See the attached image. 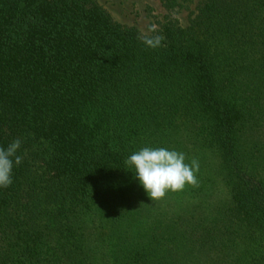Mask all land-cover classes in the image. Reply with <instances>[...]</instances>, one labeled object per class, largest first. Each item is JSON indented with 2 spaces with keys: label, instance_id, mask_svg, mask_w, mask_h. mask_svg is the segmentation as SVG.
<instances>
[{
  "label": "trees",
  "instance_id": "obj_1",
  "mask_svg": "<svg viewBox=\"0 0 264 264\" xmlns=\"http://www.w3.org/2000/svg\"><path fill=\"white\" fill-rule=\"evenodd\" d=\"M138 34L96 0H0V147L23 157L0 264H264V0H201L157 49ZM145 146L199 161L178 195L213 154L227 201H152L125 164Z\"/></svg>",
  "mask_w": 264,
  "mask_h": 264
},
{
  "label": "rangeland",
  "instance_id": "obj_2",
  "mask_svg": "<svg viewBox=\"0 0 264 264\" xmlns=\"http://www.w3.org/2000/svg\"><path fill=\"white\" fill-rule=\"evenodd\" d=\"M121 24L133 27L138 33L148 25H158L160 35L165 26L174 23L186 27L197 13L201 0H96ZM206 187L197 191V196L175 192L167 193L160 205L170 211L186 209L202 203L206 210L214 213L228 199V193L216 169L218 159L211 153L202 156ZM196 188V187H194ZM199 189V188H198ZM197 190V188H196ZM195 196V197H194Z\"/></svg>",
  "mask_w": 264,
  "mask_h": 264
},
{
  "label": "clouds",
  "instance_id": "obj_3",
  "mask_svg": "<svg viewBox=\"0 0 264 264\" xmlns=\"http://www.w3.org/2000/svg\"><path fill=\"white\" fill-rule=\"evenodd\" d=\"M137 39L145 46L157 49L162 46L165 38L158 34V25L152 23L147 30H141ZM20 147L19 138L6 149L0 147V188L6 189L13 183V166H19L23 161V157L17 155ZM125 164L154 202L165 198L168 192L183 191L187 186H199L196 176L199 161L192 159L191 163H186L185 154L176 150L145 146L133 152L125 160Z\"/></svg>",
  "mask_w": 264,
  "mask_h": 264
}]
</instances>
